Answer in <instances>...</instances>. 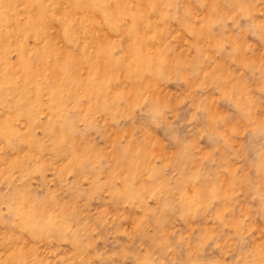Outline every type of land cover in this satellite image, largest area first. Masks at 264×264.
<instances>
[{"label": "rangeland", "instance_id": "rangeland-1", "mask_svg": "<svg viewBox=\"0 0 264 264\" xmlns=\"http://www.w3.org/2000/svg\"><path fill=\"white\" fill-rule=\"evenodd\" d=\"M0 264H264V0H0Z\"/></svg>", "mask_w": 264, "mask_h": 264}]
</instances>
